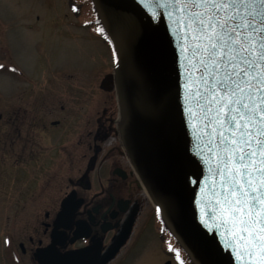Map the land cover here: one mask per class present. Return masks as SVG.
<instances>
[{"label":"water","instance_id":"water-1","mask_svg":"<svg viewBox=\"0 0 264 264\" xmlns=\"http://www.w3.org/2000/svg\"><path fill=\"white\" fill-rule=\"evenodd\" d=\"M90 2L114 62L99 87L170 236L192 264H264V0ZM134 215L100 258L51 244L35 260L107 264Z\"/></svg>","mask_w":264,"mask_h":264},{"label":"flooded vegetation","instance_id":"flooded-vegetation-1","mask_svg":"<svg viewBox=\"0 0 264 264\" xmlns=\"http://www.w3.org/2000/svg\"><path fill=\"white\" fill-rule=\"evenodd\" d=\"M44 86L47 90L49 84ZM33 91L8 98L0 94V264H37L35 254L51 244L60 255L92 248L100 258L134 213L129 237L107 263L126 264L137 220L151 202L119 140L117 109L115 120L112 108L103 106L81 122L75 95L71 106L64 104L69 106L64 122H50L49 99ZM66 157L75 173L51 194L50 167ZM67 198L71 219L56 225ZM154 218L166 255L174 264H192L156 212Z\"/></svg>","mask_w":264,"mask_h":264},{"label":"rangeland","instance_id":"rangeland-1","mask_svg":"<svg viewBox=\"0 0 264 264\" xmlns=\"http://www.w3.org/2000/svg\"><path fill=\"white\" fill-rule=\"evenodd\" d=\"M93 23L90 0H0V94L8 98L33 89V95L49 99L48 121L63 123L80 87L76 111L82 116L81 122L87 113L103 106L112 108L115 120L114 92L98 88L104 75L113 70L112 54L97 35L99 26ZM28 79L34 83L27 84ZM45 83L49 84L47 90L45 86L43 89ZM61 106L66 110L61 111ZM84 127L83 124L82 130ZM72 168L67 157L63 163L50 167L51 194L56 187L62 188L66 177L74 175ZM148 207L137 220L126 264L171 261L159 238L154 208L150 203Z\"/></svg>","mask_w":264,"mask_h":264}]
</instances>
